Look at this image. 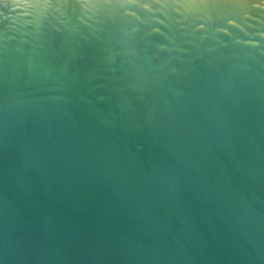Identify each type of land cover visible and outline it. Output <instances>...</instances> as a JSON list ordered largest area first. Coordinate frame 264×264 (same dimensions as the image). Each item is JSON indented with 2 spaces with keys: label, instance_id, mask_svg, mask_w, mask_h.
<instances>
[{
  "label": "water",
  "instance_id": "1",
  "mask_svg": "<svg viewBox=\"0 0 264 264\" xmlns=\"http://www.w3.org/2000/svg\"><path fill=\"white\" fill-rule=\"evenodd\" d=\"M0 264H264V0H0Z\"/></svg>",
  "mask_w": 264,
  "mask_h": 264
}]
</instances>
